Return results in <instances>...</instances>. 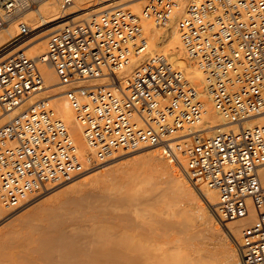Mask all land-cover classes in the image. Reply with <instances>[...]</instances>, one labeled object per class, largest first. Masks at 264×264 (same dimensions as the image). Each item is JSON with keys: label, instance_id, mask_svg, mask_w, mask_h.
<instances>
[{"label": "built area", "instance_id": "built-area-1", "mask_svg": "<svg viewBox=\"0 0 264 264\" xmlns=\"http://www.w3.org/2000/svg\"><path fill=\"white\" fill-rule=\"evenodd\" d=\"M39 2L0 0V29L15 19L19 29L0 54L30 39L34 29L22 13ZM179 3L147 0L140 11L107 9L59 27L39 56L22 47L0 60V119L44 89V64L62 84L110 79L64 92L89 154L80 152L52 97L37 99L0 124V206L18 210L125 152L165 146L193 180L217 190L221 222L254 214L239 250L243 264H264V0H190L177 17L182 44L203 72V89L166 53L149 50L148 22L166 27ZM134 59L138 63L121 77ZM205 96L224 123L198 132L207 112ZM178 136L188 142L172 147L170 140Z\"/></svg>", "mask_w": 264, "mask_h": 264}, {"label": "bare ground", "instance_id": "bare-ground-1", "mask_svg": "<svg viewBox=\"0 0 264 264\" xmlns=\"http://www.w3.org/2000/svg\"><path fill=\"white\" fill-rule=\"evenodd\" d=\"M70 1H72V0H40L38 8H30V9H28V10H26V11H24L22 13L23 19L32 23V24L30 23V25L34 29L33 33L37 29L43 27L42 28L43 30H41L37 34V35L41 34L42 35V36H40L41 38L38 39V40L30 41V44L29 43L26 44V45H30L27 48V52L28 53L30 52L32 54V56H39V55L43 54L44 52H46V50H47V45H46L47 42L46 41H48L50 33L54 32L59 27L63 26L65 23L74 22V21L79 20V19L89 18L92 15H97L98 13H100L102 11H105L107 9H111L114 6H119V5H125L127 7H130L134 11H137V10H140L141 2L143 0H136V1L134 0L135 2H132V3H131V1H133V0H120V1H113V2H109V3H104L107 0H99L98 2H95V0H73V3L70 2ZM92 1H94V2H92ZM189 1L190 0H187V1L186 0L185 1L184 0H180L179 6L177 7L176 12L174 13V16L172 17L170 23L166 27H160V26L154 25L152 22H148L147 31H148V34H149L150 39H151V41H150V49L149 50H150V52H153V51L168 52V54L171 57V59H170V57L168 56L170 62L172 60L171 63H173L174 65H178L176 63V61L179 62L180 65L183 67V69L186 70V72L183 69L182 70L185 73H187L188 76H190V77H192V78H194L196 80H201V81H195L194 79H190L187 76L192 82L194 81L193 82L194 84H196L197 86H199V87H201L203 89L204 85H205L204 84L203 72L201 71L200 68H198L196 66L194 61L190 58L189 54L187 53L185 47L182 44L178 28L176 27V19H177V17L179 15L183 14V12H184L187 4L189 3ZM129 2H130V4L126 5ZM99 4L101 5L100 7H96L95 9H92V10H89V11H85L84 13H82L80 15H77V16H74L70 20H67L69 18L68 16L71 15V13H76V12H79V11H82V10H87V9H89L92 6L99 5ZM67 9L68 10L72 9V10L70 12H68ZM18 30H19L18 29V19L13 20L8 28L0 29V46H2L4 43H6L14 35H16L18 33ZM33 33L31 34V37L33 36ZM45 45H46V50L44 49ZM19 47H20V45L19 46H11L10 48H8L4 52H2L0 54V60L8 57L12 53H14L17 50H19ZM138 61H139L138 59H134L133 62L128 67H126L123 71H121L119 73V75L121 77L126 76L134 68V66L138 63ZM42 70H43L44 77H45L44 89L41 90L38 93H35L33 96H31L28 100H26L24 103H22L15 111H13L8 117L0 119V124L5 122L8 118L12 117L14 114L18 113L20 110L25 108L27 105L33 103L37 99L45 98V97H52L53 100H54V104L56 106V109L58 111L59 116L62 117L67 122V124H68V126L70 128V131H71L72 135L74 136V138H75V140H76V142L78 144L80 152L82 153V155L89 154L91 152V150H90L89 146L87 145V143H86V141L84 139L82 127L79 124V122L77 121L74 109L72 108L71 104L69 103V101L65 97V93L64 92L71 85L94 86V85H99V84H108V83H110L109 82L110 79L108 77H98V78H90V79L82 80V81H79V82L73 83V84H62V83L59 82V79H58V77H57V75L55 73V70H54V68L51 65L44 64L42 66ZM206 99L208 100V102L211 105V107L207 109V112H206V115L204 117V120H203L202 124L199 125L196 128V130L198 132L208 131V130L211 129L212 126L216 125L217 123H224V119H222L221 117H218V116L213 114V112H212V108H213L212 107L213 106L212 102L206 96H205V104H206ZM206 108H207V106H206ZM208 122H212V123H210V125L209 124L208 125L205 124V123H208ZM182 138H184V137L183 136L173 137L170 140V144L172 145V147H175V145H177L178 143L183 144V143L188 142V139H186V138L182 139ZM145 147H153V146H145ZM155 147H156L155 148L156 150H158V149L161 150L162 149L163 153L161 151H159V150L156 151V152H154V151L153 152H150V151L149 152H145L143 154V157H146V159L145 158H144L145 160L142 159L144 161H142L140 159H139V163L137 161H135L138 158L137 156H139V155H137L134 158V160H132L130 162V164L133 163L134 161L137 162L138 164H140V162H144L145 163L146 160H147V164H145L146 166H142L141 164H143V163H141L140 166L139 165L137 166L138 169L139 168L142 169V167H144L143 170H145V171L164 170V169H170L171 167L173 168L174 165H172L171 162H174V159L172 158V156L170 157V155L167 154L168 150L165 149V146H155ZM142 148H139V149H142ZM177 154L179 156L182 155L181 153H177ZM141 156H142V153H141ZM143 157H140V158H143ZM167 159H169V160H167ZM103 163H105V162H103ZM137 163H136V165H137ZM114 165H116V164H112L110 166H107L106 168L100 170V172L104 171V170H106L104 172H107L108 169L114 168ZM124 166H126V165H124ZM173 169H174V171L172 172V170H170L172 173L170 172V174L168 175V177L165 180L168 183H170V185L174 189H179L180 190L181 186L184 185V187L182 188V190H183L185 188V184H186V182H185V178L186 177L184 178L185 175L183 176V174H182L183 172H181V169H179L178 167L177 168L175 167ZM100 172L98 171L96 174H91V175H88V176H86L83 173L82 174L83 177L81 179L72 182L71 180L75 179L77 177L76 176V177L68 180V181H71L72 183H70V184L68 183L65 186L62 185L63 187L61 186L60 189H58V190L56 189V191L52 192V194L49 193L52 190L54 191L55 188H57V187L59 188V186H57V187L53 188L52 190H50L48 193L44 194L40 200H38V201H36L34 203L32 202L29 206L24 207V208H26V210H24V211H29L30 208H34V209L37 208L39 210L41 209V213L44 212V215H42V216L39 214V216H41L40 218L42 219V222H43L40 225V226H42L41 231L40 232L38 231V233L37 232L35 233V230L37 231V229H35L33 227L35 229V230H33L34 231L33 233H35V235L32 236V234L29 232L31 234V236H32L31 237L32 240H30L31 242H28V243L29 244L32 243L31 245L33 246V242H34L35 245L33 247L30 245L31 246L30 247L29 245L25 244L26 242H24V244L26 246L30 247V250L32 251L31 253L32 254L35 253L37 257L42 258L44 263L46 261L47 264H180V263L190 264L188 262V258H186V257H189V258L193 257L191 255V253H192L191 251L187 250L188 252H191V253H186L185 252L186 255L187 254L188 255L190 254V255L189 256H184L185 254L182 252V249L178 250V251H181V253H180V252H177V249L176 250L174 249V250L171 251L170 249H168L170 247L166 246L167 247L166 249L168 251H170V253H169V252H167V250L163 249L165 247V245L163 247H161V245H163L165 241L164 242L162 241L163 243L161 242V244H160V242L158 240L159 237H158L157 233H160V232H157V231L155 232L154 231L155 230L154 229L155 225H152V222L156 223V221H151V222L149 221L151 223V225H150V223L148 224L146 222L148 224V226L146 225V223H143L147 227L142 226L140 223L137 224V225H130L132 222H130V223L127 222L125 225H122L120 229L115 230L110 235V239L108 241L100 240V239L99 240L93 239L94 240V242L92 240L93 244L90 243L88 245V242L86 240H84V238H83V240L82 239L79 240L80 237H79V239H76L74 237V235L70 234V232L68 233V231L65 230L66 228H64L61 219H60V221H61L60 222V221H56V220L51 218V216H50L51 212L50 211L54 210L53 208L54 207L56 208L57 205L53 206L52 202L48 203V200H44L45 198H43V197H46L47 195L50 194L49 197H52L53 199L54 198L55 199H57V198L61 199L58 196H60L61 194H62V196H64L65 192H66V195H67V193L69 194L70 192H68V191H70L72 188H73L72 190H74L77 186L79 187V185L85 186V185H88V183H89V186L91 187V184H90L91 181H94V179H97ZM185 172H186V170H185ZM116 175H118V174H116ZM187 175H188V173H187ZM78 176H81V175H78ZM260 177H261L262 184L264 185V166H262L260 168ZM120 178H122L121 181L117 180V181H119L117 183H119L120 186L119 185H115V184L113 185V183H112L113 181H112V182H110L111 183V187L109 186L110 189H114L113 188L114 186H115V189H116L117 186H119V188H120L123 185V183L132 181L133 180V174H131V173L127 174V172H126L125 176L124 177L121 176ZM152 178H153V180H154V178L157 179L156 177H151V179ZM190 179H192V178L190 177ZM112 180H115V179L112 178ZM144 180H147L148 182H150V175L146 176L144 178ZM162 180L163 179L160 178V181H162ZM178 180H181L182 184L178 185L177 184ZM157 181L160 182L159 179H157ZM194 182H195V187L197 188V189H195V191L198 190L199 193H200V196L203 197V198L201 197L202 198V200H201L202 203H201V207H200L201 211H199L196 215H197V218H199V219L206 218L207 223H206V225H204L205 227L199 225L200 228H198V229H196L198 227V224H199V222L198 223L196 222L198 220L193 221L195 223H191V222H188V221L187 222L185 221L184 223H182L181 224L182 225L181 227H183L182 229L184 230L185 233L186 232L188 233V237L185 234L182 235L183 232L181 234L182 237L183 236L187 237V238L185 237V241H184L183 245L189 248V247H192V246H194L196 244L195 246L199 247V245H197V244H200V242L199 243H195V242L197 240L200 241L201 237H199L200 240L199 239L195 240V238H196L195 236L198 233H200L202 230L203 231L201 232V234L206 231V233H207V235L209 237L211 235V236H214V237L216 236L219 239L218 240L217 238L210 237V239L213 238V239H216V240L220 241V243H218L220 245V247L224 246L225 250H224V254L223 255L227 256L228 261L230 262V264H238V260L236 258L238 256L237 255V250H236L238 247H236V245L235 246L233 245V241L232 242L231 241L228 242V239L226 238V235L224 234L225 230H221V228L218 226L214 215H211V214L209 215V212L208 213L206 212L207 206H210V207L214 206L213 209L215 210V213H216V209L217 208L215 206L218 203V192H217V190L214 189V188L209 187L206 183L201 182L200 180H194ZM114 183H115V181H114ZM154 183H155V185L159 184L156 181ZM154 183H152V185H154ZM187 183H191V182L189 181ZM102 184H104V183H102ZM107 185H109V184L107 183ZM95 186H97V184ZM87 187H84V188H87ZM104 187L107 188V186H105V184H104ZM186 187L188 188V189L185 188L187 190H190L192 188L191 184H186ZM79 188L84 189L83 187H79ZM119 188H117V189H119ZM82 189H79L80 192L82 191ZM149 189H151V191L152 190L154 191V189L151 187V188L144 189L143 191L138 192V193H133L132 192L131 195H128V198L132 199V198H135V197H142V196H144L145 193H146L145 194V197H146V195L150 192ZM192 190H194V187H193ZM76 192H77V190H76ZM177 192H179V191H177ZM190 192H192V191H190ZM76 194H75V196H77L76 198H78L79 195H76ZM82 194H84V192ZM89 194L90 193L85 194V195L89 196ZM178 194H181V192L178 193ZM192 195H194V194H192ZM56 196H57V198H56ZM73 196H74V194H73ZM71 197H72V195H71ZM71 197H69V198H71ZM81 197H84V196L81 195ZM87 197H84V198H87ZM93 197L95 198V196H93ZM52 198H50V199H52ZM79 198H80V196H79ZM197 198H199V197H197ZM55 199L53 201H57ZM81 199L83 200V198H81ZM90 199L91 198L88 197L87 200L86 199L85 200L87 202L88 200L90 201ZM63 201H64V198H63ZM73 201L77 205L78 203H76V201H80V199H77V200L73 199ZM68 202H69V200H68ZM48 204L52 205L53 207L48 205ZM66 204H67V201H66ZM70 204H72V203L70 202ZM62 207H63V205H62ZM0 208H1V206H0ZM109 208H111V207H109ZM102 209L104 210L105 208H102ZM102 209H100V210H102ZM191 209H193V208H191ZM31 210L32 209H30V211ZM39 210H38V212H35V211L31 212L33 214L35 213L34 215H32L34 218H35L36 213H39ZM1 211H2L1 213L4 214L5 210H3L1 208ZM30 211L25 213V216H27L26 214L30 213ZM57 211L58 210H56V212ZM136 211H139V210L137 209ZM109 214H111V213H109ZM191 214H190V216H191ZM20 215H23V214H20ZM57 215L58 214H56V216ZM25 216L23 215L20 218L22 221L25 220V222L23 224L27 225V223L29 221L34 220L33 217L32 218L30 217V218H28V220H26V218H23ZM37 216H38V214L36 215V217ZM194 216H195V214H194ZM52 217H53V215H52ZM192 217H193V215L191 216V218ZM253 218H254V214L250 213V214H248L246 216H243V217H240V218H237V219H233V220H230V221H227V222H223V225H224L223 227H225L228 231H231L233 233V235L235 236V238L237 240V243L240 244V242H241V240H239L240 233H242L243 228L246 225H248L253 220ZM41 219H36V220L40 221ZM192 220H193V218H192ZM100 222H102V221H100ZM201 222H203V221H200V224H201ZM30 223H32V222H30ZM34 224H33V226H34ZM158 224L156 226H158ZM172 225H174V224H172ZM149 226H151V229L148 228ZM8 227H9V229L8 228H7L8 230L6 229V231H5L6 233H11V234L18 233L19 234L20 232H22V231L19 232V230L16 232L14 230L15 228L11 229V227H12L11 225L10 226L8 225ZM168 227H167V229L169 231ZM174 228H176V227L174 226ZM105 229H107V228H105ZM171 229L172 228H170V230ZM173 229H172L173 232H171L172 234L175 233ZM199 229H201V230H199ZM13 230H14L15 233L13 232ZM178 230L176 228V231H178ZM163 233H160V234H163ZM176 233H178L177 236H176V237H178L179 232H176ZM11 234H7L8 235L7 236L4 233L3 235L4 236L6 235L5 236L6 238H5L4 236L2 237V233H0V239L2 240L1 242L3 243L0 246L4 245V243L6 241L5 239H7V237L8 238L10 236L12 237ZM104 234H106V233L104 231H102V228H101V231H99V235L101 237H103ZM164 234H166V233H164ZM164 234L160 235V237L164 236ZM175 234H173L171 237H174L172 239V241L175 239L174 241L177 242L179 240V237H180V239L182 237L179 235V237L177 239V238H175ZM16 236L14 235L13 237L16 238ZM165 236H167V235H165ZM198 236H200V234L197 235V238H198ZM11 237H10V239H11ZM23 237H25V236H23ZM17 238H18V236H17ZM19 238H21V237H19ZM10 239H7V242L9 240L10 242H12V244L15 243L14 245L16 246V242H15L16 239L14 240V242L11 241L13 238L11 240ZM78 240L79 241H83L84 243L87 242V245L81 244ZM183 240L184 239H182V241ZM201 242L203 243L204 241H201ZM217 242H216V248L218 247L217 246L218 245ZM168 243L169 242H167V244ZM6 244L7 243H5V245ZM8 244H10V243L8 242ZM17 244L22 246L21 242H17ZM5 245H4V247H6ZM10 245H8V249L10 248ZM195 246L193 248L195 250L198 249V247L195 248ZM0 248H2V247H0ZM12 249H13V247L11 248V250ZM171 249H173V247ZM194 249L192 250L193 252H194ZM5 250H1L0 249V264H30V260H33V257L30 256V251H23L22 254H19V255L15 256V254L13 252H10V251L6 252ZM203 250H205V249L203 248ZM174 251H176L177 253L175 254ZM172 252H174V253H172ZM214 252L215 251L213 250V253ZM182 253L184 255H182ZM36 256L34 255V259H35ZM181 256H184L185 259H183ZM211 256H213V255H211ZM197 260H199V259H197ZM43 261H42V263H43ZM189 261L191 262V260H189ZM195 262L196 261H194V263ZM195 264H197V263H195Z\"/></svg>", "mask_w": 264, "mask_h": 264}, {"label": "rangeland", "instance_id": "rangeland-1", "mask_svg": "<svg viewBox=\"0 0 264 264\" xmlns=\"http://www.w3.org/2000/svg\"><path fill=\"white\" fill-rule=\"evenodd\" d=\"M99 0H95V2H98ZM113 1H120V0H107V1H105L104 3H109V2H113ZM136 1V0H135ZM134 0L133 1H131V3L132 2H135ZM185 1V0H184ZM187 1V0H186ZM70 2H72L73 3V0L72 1H70ZM92 2H94V1H92ZM146 2H147V0H143L142 2H141V8H140V10L145 6V4H146ZM103 3V4H104ZM128 4H130V2L129 3H127L126 5H128ZM101 5L99 4V5H94V6H92V7H90L89 9H87V10H82V11H79V12H76V13H71V15H69L68 17V19L67 20H70L71 18H73L74 16H77V15H80V14H82V13H84L85 11H89V10H92V9H95L96 7H100ZM120 6H125V5H119V6H114V7H120ZM113 7V8H114ZM68 10V9H67ZM72 9H69L68 10V12H70ZM140 10H137V11H140ZM92 16H94V15H92ZM80 20V19H79ZM62 21V20H61ZM76 21H78V20H76ZM31 23V22H30ZM32 24V23H31ZM43 27H41V28H39V29H37L34 33H33V36L32 37H30V39L27 41V42H25L24 44H22L20 47H19V49L20 48H22V47H26V48H28L30 45H26V44H30V41H34V40H38V39H40L41 37L40 36H42L41 34L40 35H37L41 30H43L42 29ZM51 34V33H50ZM50 36V35H49ZM37 38V39H36ZM46 42H48V41H46ZM46 45H47V43H46ZM46 45L44 46V49L46 50ZM164 53H166L169 57H170V55L168 54V52H164ZM29 54L32 56V54L29 52ZM170 59H171V57H170ZM171 62H172V60H171ZM176 63L179 65H176V66H178V67H180L181 69H183V67L180 65V63L179 62H177L176 61ZM185 72H186V70L185 69H183ZM187 74V73H186ZM187 76H188V74H187ZM190 79H194V78H192V77H190V76H188ZM195 81H201V80H196V79H194ZM194 82V81H193ZM206 106H207V109L208 108H210L211 107V105L209 104V102H208V100L206 99ZM210 123H212V122H208V123H205V124H209L210 125ZM142 148V147H141ZM156 147H143L142 149H137V150H134V151H130V152H125V153H123L122 155H120V156H117V157H115V158H113V159H111V160H109V161H107V162H105V163H103V164H101V165H99V166H97V167H95V168H93L92 170H90V171H88V172H86V173H84L86 176H88V175H91V174H96L98 171L100 172V170H102V169H104V168H106L107 166H110V165H112V164H116V165H114V168H110V169H108L107 170V172H104V171H106V170H104V171H101L100 173H99V176H98V178L97 179H94V181H91V187L89 186V183H88V185H85V186H81V185H79V187H87V188H84V189H82V188H79L78 186L74 189V190H70V191H68V192H70L69 194L67 193V195H66V192L63 194L64 196H62V194L60 195V196H58L59 198H61V199H58L57 198V196H56V198L57 199H55V200H57V201H53L54 199L52 198V197H49L50 196V194L49 195H47L46 197H43V198H45L44 200H48V203H51L52 202V205L53 206H56V208L54 207L53 209L55 210H52V211H50L51 212V218L52 219H54V220H56V221H60V219L62 220V223H63V226H64V228H66L65 230L66 231H68V233L70 232V234H72V235H74V237L76 238V239H79V237H80V239L79 240H83V238H84V240H86L87 242H88V245L90 244V243H92L93 244V242H94V240L93 239H95V240H106V241H108L109 239H110V235L115 231V230H118V229H120L121 228V226L122 225H125L127 222H132L130 225H137V224H141L142 226H145V227H147L148 226V224L151 222V221H156V223L158 224V226H156L157 224L155 223V222H152V225H155V232L157 231V232H160V233H163L164 231V233H166V234H164V236H162V237H160V235H163V234H160V233H157L158 234V237H159V242H160V244H161V242L163 241H165L164 242V244L163 245H161V247H163L164 245H165V247L163 248V249H165V250H167L166 248L167 247H170V248H168V249H170L171 251L172 250H176L177 249V252H180L181 253V251H178V250H181L182 249V252L185 254V252L186 253H191V255L193 256V257H186V258H188V262L191 264H195V263H197V264H230V262L228 261V258H227V256L226 255H223L224 254V250H225V248H224V246H221L220 247V245L218 244V243H220V241H218L219 239L215 236H211L210 235V237H213V238H217L218 240H216V239H213V238H211L210 239V237L207 235V233H206V231L204 232V233H202L201 234V232L203 231H201L200 233H198L197 235H199L200 234V236H198V238H197V235L194 237L195 238V240L196 239H199V237H201L199 240L200 241H196L195 243H199L200 242V244H197V245H199V247L198 246H195V248L196 247H198V249H194L193 247L194 246H192V247H186V246H184L183 244H184V241H185V237L186 236H181V234H182V232H183V234L182 235H187V237H188V233L186 232H184V230L182 229L183 227H181L182 225V223H184L185 221L187 222H191V223H195V222H193V221H196V220H198V221H196L197 223L199 222V224H198V227L196 228V229H198V228H200V226L199 225H201V226H204V225H206V223H207V221H206V218H204V219H199V218H197V213L199 212V211H201V209H200V207H201V200H202V196H200V193H199V191L198 190H196L195 191V189H197L196 187H195V182H194V180L193 179H190V177H189V175H187V173L185 172V169H184V167H183V164H182V162L179 160V158H178V156L177 155H173L172 156V158L174 159V162H171V164L172 165H174L176 168L178 167L179 169H181V172H183L182 174H183V176H184V178H185V182H186V184H191V189L190 190H187L188 188L186 187V184H185V188H187V189H183L182 190V188L184 187V185L183 186H181V189L179 190V189H174V188H172V186L170 185V183H168L165 179L168 177V175L170 174V170H172V172L174 171V169L173 168H175L174 166H173V168L171 169H164V170H156V171H145V170H143V168L144 167H142V166H146L145 164H147V160H146V162L144 163V162H140V164L141 163H143V164H141L142 166V169H138L137 168V166L139 165L140 166V164H138L139 163V159L140 160H142V159H146V157H143V154L145 153V152H156V151H161L162 152V149L160 150V149H158V150H156L155 149ZM152 150V151H151ZM141 153H142V156H141ZM163 153V152H162ZM137 155H139V156H137ZM138 157L135 161H137V162H133V163H131L130 164V162L132 161V160H134V158L135 157ZM140 157H143V158H140ZM166 157V156H165ZM171 157V156H170ZM180 157V159L183 161L184 159H183V155H180L179 156ZM144 159V160H145ZM144 160H142V161H144ZM167 160H169V159H167ZM136 163H137V165H136ZM124 165H126V166H124ZM177 165V166H176ZM120 169V170H119ZM127 172V174L128 173H131V174H133V180L132 181H129V182H126V183H123V185L119 188V183H117V182H119V181H121V179L122 178H120L121 176H125V174H126V172ZM125 172V173H124ZM171 172V173H172ZM121 173V174H120ZM104 174V175H103ZM116 174H118V175H116ZM148 175H150V182H148L147 180H144V178L146 177V176H148ZM117 178H116V177ZM83 177V175L81 174V176H77L75 179H73V180H71L72 182H74V181H77V180H79V179H81ZM100 177V178H99ZM115 177V178H114ZM151 177H156L157 179H159V181H160V178L161 179H163L162 181H160V182H158L157 181V179H155L154 178V180H153V178L151 179ZM112 178L113 179H115V180H112ZM120 178V179H119ZM106 179V180H105ZM108 179V180H107ZM98 180V181H97ZM102 180V181H101ZM110 180V181H109ZM117 180H119V181H117ZM71 181H66V183L64 182V183H62V184H60V185H57V186H59V188L57 187V186H55V187H57V188H55V187H53V188H55L54 189V191L52 190L53 188H51L50 190H52L51 192H49L50 190H48V191H46L45 193H43V194H41V195H39V196H37V197H35V198H33L32 200H30L28 203H26L23 207H21L20 209H18V210H15V211H10V210H5L4 211V218H3V220L1 221V223H0V233H2V237L4 236L3 234L5 233L6 235L7 234H11V233H6L5 231H6V229L8 228L9 229V227H8V225L10 226H12L11 227V229H13V228H15L14 230L17 232L18 230H19V232L20 231H22V232H20L19 234L18 233H16V234H11L12 235V237H11V239H10V237L8 238L7 237V239H10L11 241H13L14 242V240L17 238V236H18V238L15 240V242H16V246L14 245V244H12V242H10L9 240H8V242L11 244H8V242H7V239H5L6 237V235L4 236L5 238V243H7L6 245H5V243H4V245L7 247H4V245L3 246H0V247H2V248H0L1 250H5L6 252H8V251H10V252H13L14 254H15V256L16 255H19V254H22V252L23 251H30V256H32L33 257V260H30V264H47V262L45 261V263H44V261H43V259L42 258H39V257H37L36 256V254L35 253H33L36 257H35V259H34V255L31 253L32 251L30 250V247L32 246L31 244L32 243H28V242H31L30 240H32V236L33 235H35V233L37 232L38 233V231L40 232L41 231V229H42V226H40L43 222H42V219L40 218L42 215H44V212H42L41 213V209L39 210V209H37V208H30V209H32L31 211H30V209H29V211H30V213H28V214H26L27 216H25V213H27V212H29V211H24V210H26V208H24V207H27V206H29L32 202L34 203V202H36V201H38V200H40L41 198H42V196L44 195V194H46V193H51L52 194V192H55L56 191V189L58 190V189H60L61 188V186L63 185V186H65V185H67L68 183L70 184V183H72ZM98 183H97V182ZM113 181V182H112ZM114 181H115V183H114ZM157 182V183H159V184H156L155 185V183L154 182ZM191 182V183H187V182ZM104 183L105 184V186H107V188H105L104 187V184H102V183ZM110 182H112L113 183V185L115 184V185H119V186H117L116 187V189H115V186L113 187L114 189H110V187H111V183ZM107 183L109 184V185H107ZM152 183H154V185H152ZM93 184V185H92ZM97 184V186H95ZM176 184V183H175ZM177 184L178 185H180V184H182V181L181 180H178L177 181ZM100 185V186H99ZM62 186V187H63ZM103 186V187H102ZM110 186V187H109ZM154 186V187H153ZM190 186V185H189ZM153 188L154 189V191L152 190L151 191V189H149L150 190V192L146 195V197H145V194H144V196H142V197H135V198H128V195H131V193L133 192V193H138V192H141V191H143L144 189H147V188ZM193 187H194V190H192L193 189ZM117 188H119V189H117ZM79 189H82V193L84 192V194H82L81 192H80V190ZM107 191H106V190ZM109 189V190H108ZM76 190H77V192H76ZM84 190V191H83ZM86 191V192H85ZM177 191H179V192H177ZM187 193H186V192ZM189 191V192H188ZM190 191H192V192H190ZM198 191V192H197ZM73 192V193H72ZM77 194H76V193ZM147 192V191H146ZM181 192V194H178V193H180ZM88 193H90L89 194V196L88 195H85V194H88ZM158 193V194H157ZM163 193V194H162ZM196 193V194H195ZM73 194H74V196H73ZM75 194L76 195H79L80 196V198H79V196H78V198H76L77 196H75ZM184 194V195H183ZM192 194H194V195H192ZM71 195H72V197H71ZM81 195H83L84 197H89V198H91L90 199V201L88 200L87 202H86V200H87V198H84V197H81ZM92 196V197H91ZM93 196H95V198L93 197ZM156 196V197H155ZM199 197V198H197V197ZM69 197H71V198H69ZM75 197V198H74ZM202 197V198H201ZM50 198H52V199H50ZM63 198H64V201H63ZM81 198H83V200L81 199ZM50 199V200H49ZM73 199L74 200H77V199H80V201H76V203H78L77 205L79 206H77L76 204H75V202L73 201ZM86 199V200H85ZM52 200V201H51ZM68 200H69V202H68ZM94 200V201H93ZM66 201H67V204H66ZM54 202V203H53ZM70 202L72 203V204H70ZM80 202V203H79ZM57 203V204H56ZM62 203V204H61ZM65 205H64V204ZM80 204V205H79ZM195 206H194V205ZM48 205H50V204H48ZM52 205H50V206H52ZM59 205V206H58ZM62 205H63V207H62ZM76 205V206H75ZM112 205V206H111ZM197 205V206H196ZM52 206V207H53ZM103 206V207H102ZM108 206V207H107ZM100 207V208H99ZM105 208L104 210L102 209V208ZM109 207H111V208H109ZM213 207L214 206H212V207H210V206H207V208H206V212L208 213L209 212V215L211 214V215H214V217H215V219H216V221H217V224H218V226L221 228V230H225V235H226V238L228 239V242H232L233 241V245L235 246L236 245V247H238L236 250H237V260H238V264H243L242 263V258H241V253H240V250H239V244L237 243V240H236V238H235V236L233 235V233L231 232V231H228L225 227H223L224 225H223V222H221L219 219H218V216H217V212L215 213V210L213 209ZM216 208H217V204H216V206H215ZM58 208V209H57ZM67 210H66V209ZM191 208H193V209H191ZM197 208V209H196ZM100 209H102V210H100ZM107 209V210H106ZM139 210V211H136V210ZM200 209V210H199ZM0 210H1V208H0ZM28 210V209H27ZM38 210H39V213H36V215L38 214V216L36 217V215H35V218L36 219H41L40 221L39 220H36L32 215H34L33 213H31V212H38ZM56 210H58L57 212H56ZM65 210V211H64ZM111 210V211H110ZM195 210V211H194ZM61 211V212H60ZM64 211V212H63ZM110 211V212H109ZM113 211V212H112ZM193 213H192V212ZM21 212V213H20ZM53 212V213H52ZM105 212V213H104ZM111 213V214H109V213ZM58 214L57 216H56V214ZM62 213V214H61ZM192 213V214H191ZM20 214H23L25 217H23V218H26V220H28V218H34V220H32V221H27L28 223H27V225L26 224H23L24 222H25V220H21L20 218L23 216V215H20ZM39 214L41 215V216H39ZM190 214H191V216L193 215V220H192V218H191V216H190ZM194 214H195V216H194ZM19 215V216H18ZM29 215V216H28ZM31 215V216H30ZM52 215H53V217H52ZM16 217V218H15ZM55 217V218H54ZM61 217V218H60ZM115 217V218H114ZM65 218V219H64ZM107 218V219H106ZM112 218V219H111ZM156 218V219H155ZM16 219V220H15ZM14 220V221H13ZM31 220V219H30ZM158 220V221H157ZM205 220V221H204ZM36 221V222H35ZM98 221V222H97ZM100 221H102V222H100ZM150 221V222H149ZM200 221H203V222H201V224H200ZM30 222H32V223H30ZM61 222V221H60ZM65 222V223H64ZM100 222V223H99ZM108 222V223H107ZM148 224H147V223ZM219 222V223H218ZM35 223V224H34ZM143 223H146V225L145 224H143ZM204 223V224H203ZM8 224V225H7ZM33 224H34V226H33ZM104 224V225H103ZM164 226H163V225ZM172 224H174V225H172ZM176 224V225H175ZM31 225V226H30ZM36 225V226H35ZM150 225H151V223H150ZM169 227H168V226ZM14 226V227H13ZM97 226V227H96ZM101 226V227H100ZM173 226V227H172ZM174 226L177 228V230L178 231H176V228H174ZM37 229V231L34 229ZM38 227V228H37ZM107 228V229H105V228ZM167 227L169 228V231H168V229H167ZM205 227V226H204ZM33 228V229H32ZM101 228H102V231H104L106 234H104V236L103 237H101L100 235H99V231H101ZM149 229H151V226H149L148 227ZM153 228V227H152ZM165 228V229H164ZM170 228H174L173 230H174V232L176 233V232H179V235L182 237L181 239H180V237H179V235H178V237H179V242L177 241H172V239L174 238V237H171L173 234H175V233H171V232H173L172 231V229L170 230ZM225 228V229H224ZM7 229V230H8ZM17 229V230H16ZM98 229V230H97ZM104 229V230H103ZM159 229V230H158ZM181 229V230H180ZM195 229V230H196ZM202 229V228H201ZM201 229H199V230H201ZM14 230H13V232H14ZM33 230H35V233H33L34 231ZM227 230V231H226ZM27 231V232H26ZM97 231V232H96ZM4 232V233H3ZM32 234V236H31V234ZM170 234H169V233ZM15 233V232H14ZM26 233V234H25ZM74 233V234H73ZM28 234V235H27ZM76 234V235H75ZM177 234L178 233H176L175 234V238H177L178 239V237H176L177 236ZM16 236V238L15 237H13V236ZM20 235V236H19ZM30 235V236H29ZM165 235H169L168 237L167 236H165ZM8 236V235H7ZM23 236H25V237H23ZM19 237H21V238H19ZM29 237V238H28ZM170 237V238H169ZM186 237V238H187ZM204 237V238H203ZM15 238V239H14ZM27 238V239H26ZM31 238V239H30ZM3 239V238H2ZM161 239V240H160ZM182 239H184L183 241H182ZM231 239V240H230ZM18 240V241H17ZM20 240V241H19ZM78 240V241H79ZM91 240V241H90ZM92 240H93V242H92ZM167 240V241H166ZM239 240H241V233H240V238H239ZM2 240L0 239V245L1 244H3L2 242H1ZM85 241V242H86ZM171 241V242H170ZM201 241H204L203 243L201 242ZM218 241V242H217ZM17 242H21L22 243V246H20L19 244H17ZM24 242H26L25 244L26 245H31L30 247L29 246H26L25 244H24ZM33 242V241H32ZM81 244H83V245H87V242L86 243H84L83 241H79ZM162 242V243H163ZM167 242H169L168 244H167ZM206 242V243H205ZM213 242V243H212ZM216 242H217V248H216ZM202 243V244H201ZM167 244V245H166ZM215 244V245H214ZM8 245H10V248L8 249ZM35 245V243L33 242V246ZM169 245V246H168ZM13 247V249L11 250V248ZM15 246V247H14ZM32 246V247H33ZM167 246V247H166ZM27 247V248H26ZM29 247V248H28ZM173 247V249H171ZM205 249V250H203V248ZM180 248V249H179ZM213 248V249H212ZM191 249V250H190ZM194 249V252L196 253H194L192 250ZM191 251V252H188V251ZM213 250L215 251L214 253H213ZM197 251V252H196ZM167 252H169L170 253V251H168L167 250ZM175 252V254L177 253L176 251H174ZM174 252H172V253H174ZM209 252V253H208ZM182 253V255H184ZM190 255V254H189ZM188 254L186 255H184V256H189ZM211 255H213V256H211ZM184 256H181L183 259H185L184 258ZM211 256V257H210ZM199 257V258H198ZM239 257V258H238ZM31 258V257H30ZM39 258V259H38ZM193 258V259H192ZM37 259V260H36ZM197 259H199V260H197ZM187 260V259H186ZM185 260V261H186ZM189 260H191V262L189 261ZM196 261L195 263H194V261ZM34 261V262H33ZM42 261H43V263H42ZM193 261V262H192ZM199 263H198V262ZM184 262V261H183ZM186 263V262H185ZM180 264H183V263H180ZM187 264V263H186Z\"/></svg>", "mask_w": 264, "mask_h": 264}]
</instances>
